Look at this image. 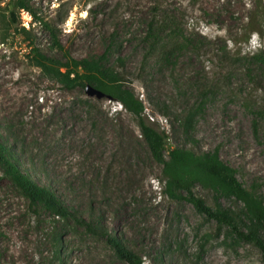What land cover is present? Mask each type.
<instances>
[{
  "label": "rangeland",
  "instance_id": "obj_1",
  "mask_svg": "<svg viewBox=\"0 0 264 264\" xmlns=\"http://www.w3.org/2000/svg\"><path fill=\"white\" fill-rule=\"evenodd\" d=\"M24 2L35 16L21 10L15 24L13 0H0V143L59 208L0 161V264H264L186 192L166 193L131 113L50 78L33 52L100 62L166 132L167 160L174 148L217 153L264 204V0ZM194 193L241 213L235 198Z\"/></svg>",
  "mask_w": 264,
  "mask_h": 264
},
{
  "label": "trees",
  "instance_id": "obj_2",
  "mask_svg": "<svg viewBox=\"0 0 264 264\" xmlns=\"http://www.w3.org/2000/svg\"><path fill=\"white\" fill-rule=\"evenodd\" d=\"M12 5L13 9L10 14L15 24L20 23L18 13L21 10H26L34 15L24 0H13ZM56 46L62 49L57 43ZM33 52L38 67L50 78L59 79L67 88L85 87L89 84L102 91L111 100L120 103L138 120L142 135L154 158L162 165L166 193L176 197V192H186L188 200L200 213L215 220L220 228H229L239 240L254 243L264 255V204L243 187L236 178L234 170L226 166L219 159L217 153L197 154L188 149L174 148L169 151L167 160L164 155L168 148L166 132L160 131L153 123L145 120L144 103L124 86L118 74L102 67L100 62L77 61L69 54L65 55V62H61L36 49H33ZM254 58L264 65L263 54L256 55ZM5 151L7 150L0 143V161L8 166L7 170L13 175L24 193L34 200L43 201L59 208L45 189L37 187L21 175L19 169L13 166L4 155ZM197 186L226 198H235L243 206L241 213L236 214L221 206L216 209L210 208L195 195L194 189ZM57 211L61 215H66L61 209H57ZM124 256L137 263V258L133 254L124 253Z\"/></svg>",
  "mask_w": 264,
  "mask_h": 264
},
{
  "label": "water",
  "instance_id": "obj_3",
  "mask_svg": "<svg viewBox=\"0 0 264 264\" xmlns=\"http://www.w3.org/2000/svg\"><path fill=\"white\" fill-rule=\"evenodd\" d=\"M85 90L88 93V95L90 96H97V97H107L106 94H104L102 91L96 89L95 87H93L92 85H86L85 86Z\"/></svg>",
  "mask_w": 264,
  "mask_h": 264
}]
</instances>
